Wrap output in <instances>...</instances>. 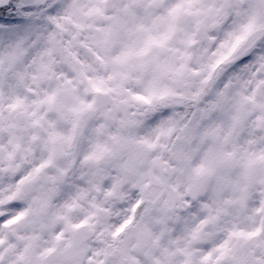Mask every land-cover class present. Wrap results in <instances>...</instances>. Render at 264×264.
I'll return each instance as SVG.
<instances>
[{
    "label": "clouds",
    "instance_id": "1",
    "mask_svg": "<svg viewBox=\"0 0 264 264\" xmlns=\"http://www.w3.org/2000/svg\"><path fill=\"white\" fill-rule=\"evenodd\" d=\"M0 264H264V0H0Z\"/></svg>",
    "mask_w": 264,
    "mask_h": 264
}]
</instances>
